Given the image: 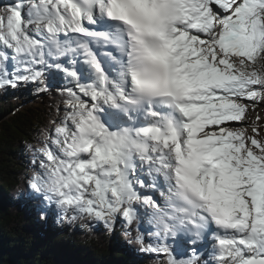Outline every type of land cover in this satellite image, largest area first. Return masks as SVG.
<instances>
[{
  "label": "snow or ice",
  "instance_id": "1",
  "mask_svg": "<svg viewBox=\"0 0 264 264\" xmlns=\"http://www.w3.org/2000/svg\"><path fill=\"white\" fill-rule=\"evenodd\" d=\"M59 97L24 195L152 264H264V0H5L0 90Z\"/></svg>",
  "mask_w": 264,
  "mask_h": 264
},
{
  "label": "trees",
  "instance_id": "2",
  "mask_svg": "<svg viewBox=\"0 0 264 264\" xmlns=\"http://www.w3.org/2000/svg\"><path fill=\"white\" fill-rule=\"evenodd\" d=\"M12 90H0V264H152L119 224L109 232L100 224L59 221L53 211L42 216L24 195L31 175L26 145L59 97L53 90L23 103Z\"/></svg>",
  "mask_w": 264,
  "mask_h": 264
},
{
  "label": "rangeland",
  "instance_id": "3",
  "mask_svg": "<svg viewBox=\"0 0 264 264\" xmlns=\"http://www.w3.org/2000/svg\"><path fill=\"white\" fill-rule=\"evenodd\" d=\"M5 2V0H4ZM35 85H27V86H21L18 89H13L12 91H9V93L12 94V96L14 98H20L23 100V103H27L30 101V98H32L33 96L35 97L36 95H38L39 93H37L35 91ZM259 115L260 117V122L261 125L264 126V104H259L257 105V107L255 108V110H249L248 113V122L251 123V121L257 116ZM262 135H264V132L261 133ZM50 217V216H49ZM49 217H47V219H50ZM47 222V220H46ZM54 225V222L51 221ZM96 223L93 224V226ZM102 225V224H100ZM103 226V225H102Z\"/></svg>",
  "mask_w": 264,
  "mask_h": 264
}]
</instances>
